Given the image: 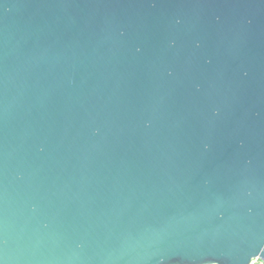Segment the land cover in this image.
Wrapping results in <instances>:
<instances>
[{
  "label": "water",
  "instance_id": "95a60500",
  "mask_svg": "<svg viewBox=\"0 0 264 264\" xmlns=\"http://www.w3.org/2000/svg\"><path fill=\"white\" fill-rule=\"evenodd\" d=\"M264 261V0H0V264Z\"/></svg>",
  "mask_w": 264,
  "mask_h": 264
},
{
  "label": "built area",
  "instance_id": "2783aa9c",
  "mask_svg": "<svg viewBox=\"0 0 264 264\" xmlns=\"http://www.w3.org/2000/svg\"><path fill=\"white\" fill-rule=\"evenodd\" d=\"M249 264H264V261L260 258H254Z\"/></svg>",
  "mask_w": 264,
  "mask_h": 264
}]
</instances>
